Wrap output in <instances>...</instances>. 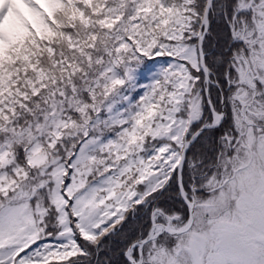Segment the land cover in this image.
Instances as JSON below:
<instances>
[{
    "label": "snow or ice",
    "instance_id": "snow-or-ice-1",
    "mask_svg": "<svg viewBox=\"0 0 264 264\" xmlns=\"http://www.w3.org/2000/svg\"><path fill=\"white\" fill-rule=\"evenodd\" d=\"M0 264H264V0H0Z\"/></svg>",
    "mask_w": 264,
    "mask_h": 264
}]
</instances>
